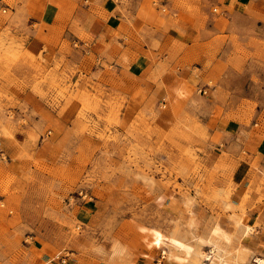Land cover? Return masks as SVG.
Instances as JSON below:
<instances>
[{
    "label": "rangeland",
    "instance_id": "obj_1",
    "mask_svg": "<svg viewBox=\"0 0 264 264\" xmlns=\"http://www.w3.org/2000/svg\"><path fill=\"white\" fill-rule=\"evenodd\" d=\"M222 1L0 0V264H132L135 248L165 264L149 229L199 264L216 225L237 236L234 264H253L238 227H264L263 18L242 8L216 57L183 61L194 73L177 87L161 88L170 66L157 59L148 79L128 75L150 28L227 24ZM227 120L239 137L215 129Z\"/></svg>",
    "mask_w": 264,
    "mask_h": 264
},
{
    "label": "crops",
    "instance_id": "obj_2",
    "mask_svg": "<svg viewBox=\"0 0 264 264\" xmlns=\"http://www.w3.org/2000/svg\"><path fill=\"white\" fill-rule=\"evenodd\" d=\"M218 5L228 10L224 14L227 20V24L214 21V19L205 22L201 21L200 17H193L188 21V24H184V27H179L178 25L173 24L164 28H159V30L150 28L149 36L144 39V41L146 42V46L142 47L143 51L146 53H142L140 55L138 54V56H135V50L133 49L131 51L132 53L134 52V56H132V58H129L130 60L127 62L129 66L128 75L134 77H140L142 75L144 79H148V77L146 76H149L147 74L150 72L146 69L148 68V66L153 67V59H157L162 63L168 64V66H170L171 68H169L168 70L166 69L163 73H160L158 81L161 88L167 90L175 86L177 87L183 80L182 74H185V78L189 79L194 73L192 68L186 71L183 70L181 65L183 61L188 62L187 65L192 67L196 60L203 62L206 58L213 59L214 57H216L217 54H215V51H221V49L225 47L226 40L223 41L224 39H222V37H229V31H232V29L235 27L236 21L244 22L238 21L241 18V12L239 11L242 10V8L246 6V8L249 7L251 9V13H253L254 16L257 15V17H261L264 20V0H223L222 3ZM46 8L50 9L49 5H47ZM202 8L203 7L200 5L199 9L201 10ZM115 19L120 20L121 18L117 15ZM257 19L258 18L254 17L250 22L254 23ZM114 25L115 23L111 24L110 26H106L108 30V36L112 35L116 31ZM202 26L206 30V33L202 32ZM218 37H221V39H219ZM149 53L155 54L156 56L150 57L151 55ZM119 60L120 57L118 56L116 58V61ZM140 65H142L141 68ZM152 73L156 74L154 73V71ZM144 82H146L147 88H154V85L150 84L149 80H144ZM233 122L234 121L227 120L223 121V123L220 122L216 124L215 129L219 133H221L223 139L237 138V136L239 135L238 133L240 131V128L239 126H237V128H234ZM231 210L234 211L233 208L229 209L230 212H232ZM249 216L250 215H248V217ZM246 227H249V230H247ZM252 227H254L252 226V224H246L244 227L243 221L238 227V233L240 234L239 237L242 236L241 239L243 238V240H245V242H241L242 244L240 243V247L242 248V256H245L247 254L248 257L251 256L250 259L255 257L257 258V256L258 258H264V227L255 228L254 233L250 231V229L252 230ZM236 240L237 236H231L230 242L226 245V249L231 248L230 246L234 245L236 243ZM236 247L237 246H235L234 249H236ZM139 251L145 252L144 249L140 248H135L132 251V264L145 263L144 260L141 259L140 256H138ZM126 252V250H123L121 256L117 259L110 258L111 263H121L120 261H124L123 257L125 256ZM99 253L103 255L105 254L104 256H102V258H100V262H105V260L107 259L105 249H100ZM40 260L47 261V263L59 264V262H55L54 259L50 258V256L47 255H42ZM65 260V264H78L77 260L72 259L71 257H66Z\"/></svg>",
    "mask_w": 264,
    "mask_h": 264
},
{
    "label": "bare ground",
    "instance_id": "obj_3",
    "mask_svg": "<svg viewBox=\"0 0 264 264\" xmlns=\"http://www.w3.org/2000/svg\"><path fill=\"white\" fill-rule=\"evenodd\" d=\"M231 219L233 220V224H238V222L240 221L239 217L233 216L231 217ZM143 229L144 228H140L141 232L143 231ZM147 235L150 236V240L147 244L148 248L154 247L156 249H164L163 256L165 258V264H182L191 251V247L186 242L182 241L180 238L170 235L166 236L162 234L159 230L149 229ZM230 238L231 234L225 232L221 227L216 225L214 228H212L210 236L201 239L199 238L201 243L206 244L209 250L207 253H197V262L199 264H225L227 261H229V259H226L228 256H231L229 262L230 264H234L236 261L238 262V254L240 250L235 249V251L231 253L229 250L226 249V245L230 242ZM122 251L123 248H121L119 245L112 246V254H117ZM245 256H247V254ZM252 262L253 264H264V258H258L257 256V258L255 257L254 261Z\"/></svg>",
    "mask_w": 264,
    "mask_h": 264
},
{
    "label": "built area",
    "instance_id": "obj_4",
    "mask_svg": "<svg viewBox=\"0 0 264 264\" xmlns=\"http://www.w3.org/2000/svg\"><path fill=\"white\" fill-rule=\"evenodd\" d=\"M1 153V152H0ZM5 157L3 156V154H0V160H3ZM62 263H64V260H62Z\"/></svg>",
    "mask_w": 264,
    "mask_h": 264
}]
</instances>
